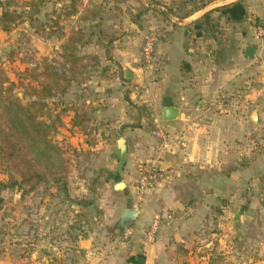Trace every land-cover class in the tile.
Wrapping results in <instances>:
<instances>
[{
    "label": "crops",
    "instance_id": "crops-1",
    "mask_svg": "<svg viewBox=\"0 0 264 264\" xmlns=\"http://www.w3.org/2000/svg\"><path fill=\"white\" fill-rule=\"evenodd\" d=\"M42 1L39 12L52 2L61 25L78 17L76 9L66 13L73 0ZM144 1L140 20L122 38L78 45L85 71L52 98L70 171L55 188L51 221L40 208L42 238L33 250L24 231L25 253L14 256L5 247L0 264H127L139 255L144 264H264V205L257 196L264 175V39L254 28L264 18V0ZM0 4L1 16L7 3ZM147 29L160 33L151 65L142 60ZM55 41L59 49L65 39ZM250 44L257 46L253 56L246 54ZM167 97L180 109L172 122L162 118ZM158 124L182 135L186 146L162 150ZM152 161L159 167L155 185L135 205L134 184ZM120 181L123 189L116 188ZM13 206L0 208V225L10 224L1 214ZM126 208L138 212L121 229ZM20 211L23 230L33 220L28 199ZM156 213L164 219L150 240ZM48 226L52 235L43 237Z\"/></svg>",
    "mask_w": 264,
    "mask_h": 264
},
{
    "label": "rangeland",
    "instance_id": "rangeland-1",
    "mask_svg": "<svg viewBox=\"0 0 264 264\" xmlns=\"http://www.w3.org/2000/svg\"><path fill=\"white\" fill-rule=\"evenodd\" d=\"M0 2H6L7 4L5 5L10 7L9 9L16 8L21 13V16L11 24L10 30L0 32V67L6 71L8 77L17 81L12 86L10 93L24 103L35 98L31 92V86H37L40 80L30 78L32 70H39L46 59L52 62L53 60L56 61L59 64V69L64 66L62 64L64 59L60 56L61 47L59 49L53 48L55 40L56 45L60 39H65L64 43H66L70 35L80 32L81 38L78 36L77 38L81 41L76 45L77 55L82 57V54L79 53V44L86 40L100 42L102 39L110 43L119 37L122 38L130 30L132 20L139 21L140 16L137 17V15L146 8L144 0H73L71 9L77 10L78 17L68 19L66 23L61 25L59 19L53 17L55 14H53L52 8L55 5H52V2L45 3L47 11L44 8L41 12H39V6L43 3L42 0H5ZM156 3L161 4L160 1H156ZM181 3H183L182 0H178V4L182 5ZM25 6H29V8ZM177 7L181 8L178 5ZM180 11H182V8ZM0 25L2 26L1 23ZM139 25L141 24L139 23ZM75 26L78 29H74ZM64 27L70 30V35L66 36L63 31ZM147 30L145 34L154 29ZM157 33L159 37L160 33ZM40 46H45L46 50L42 52ZM30 59L36 60L38 66L30 67L27 64ZM46 101L49 104V108L46 111L47 116H49L54 114L55 101L52 98H47ZM252 131L254 135L255 133L259 134L260 128H255L254 126ZM262 131V136H264V129ZM256 146L255 144L253 145V150L257 148ZM262 147L264 148V144ZM261 178L262 193L257 196L259 202L264 205V175ZM17 179H19L18 176L11 172L2 171L0 173V208H4L7 201L14 204L12 209L9 211L4 209L3 215L1 214L2 219L9 217L11 220L9 221L10 224L2 223L0 225V251H4L5 247H9L14 256H20L21 253L24 254L23 250L27 248L26 243L28 242L29 250H33L35 246L33 243L37 244L36 240L42 238V236L38 235L37 217L43 214L51 221L56 206L54 198L56 195L55 188L56 186H63L62 181H50L44 186L30 189L28 184L15 183ZM2 192H8L9 195L1 197ZM42 195L48 197L46 202H44ZM27 199L30 217L33 220L29 221V225L23 227L22 230L20 225V203ZM40 208H44V210L41 212ZM254 223L258 222L254 220ZM48 227V233L46 235L43 234V237H51L49 235H52V226ZM254 228L256 229L255 226ZM24 231L30 235L28 242L23 237L26 234ZM48 253L51 255L50 259H57V256L53 255V251Z\"/></svg>",
    "mask_w": 264,
    "mask_h": 264
},
{
    "label": "trees",
    "instance_id": "trees-1",
    "mask_svg": "<svg viewBox=\"0 0 264 264\" xmlns=\"http://www.w3.org/2000/svg\"><path fill=\"white\" fill-rule=\"evenodd\" d=\"M3 8L0 23L8 31L21 13L16 8ZM72 12L73 9L66 13ZM77 36L81 38L80 32L70 35L61 45L62 69L56 61L46 59L39 70H32L30 78L40 80L37 86H31L35 98L29 102L10 93L17 81L0 67V173L17 175L15 183L28 184L30 189L50 181L64 183L70 171L67 150L56 138L63 121L55 109L47 116L46 99L66 93L86 68L83 56L77 55L76 44L81 41Z\"/></svg>",
    "mask_w": 264,
    "mask_h": 264
},
{
    "label": "built area",
    "instance_id": "built-area-1",
    "mask_svg": "<svg viewBox=\"0 0 264 264\" xmlns=\"http://www.w3.org/2000/svg\"><path fill=\"white\" fill-rule=\"evenodd\" d=\"M255 34L261 39H264V18L255 21ZM159 37L155 30L147 32L143 37L142 45V60L146 65H151L154 60V52L158 43ZM30 67H37L38 62L30 59L27 63ZM156 123L157 120H156ZM155 133L161 138V149H168L175 144L186 146V141L182 135L173 136L164 129L162 125H156ZM159 172V167L155 161H152L144 166L139 177L134 184L135 190V205H138L144 196V193L149 188L155 185L156 175ZM170 217V216H169ZM164 216L161 213H156L149 230L147 231V239H153L158 231Z\"/></svg>",
    "mask_w": 264,
    "mask_h": 264
},
{
    "label": "water",
    "instance_id": "water-1",
    "mask_svg": "<svg viewBox=\"0 0 264 264\" xmlns=\"http://www.w3.org/2000/svg\"><path fill=\"white\" fill-rule=\"evenodd\" d=\"M256 50H257V46L254 44H250L246 47V54L248 56H253ZM163 104H164V108L162 110L163 121L172 122L176 120L179 116L180 109L179 107L173 104L172 98L170 97L165 98L163 101ZM117 142H118L119 155L121 157V160H123V156L126 153L125 138L121 136L120 138H118ZM124 187H125V183L123 181H120L116 184L117 189H123ZM137 212L138 210L135 208L124 209L121 215V221L119 223V228L124 229L130 226ZM144 263H145V257L142 255H139L134 261H130L127 264H144Z\"/></svg>",
    "mask_w": 264,
    "mask_h": 264
}]
</instances>
